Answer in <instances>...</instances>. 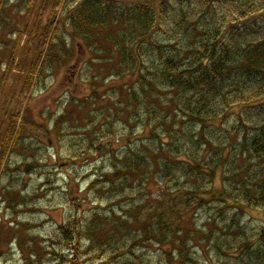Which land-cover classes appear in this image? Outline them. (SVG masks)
<instances>
[{"label":"trees","instance_id":"16d2710c","mask_svg":"<svg viewBox=\"0 0 264 264\" xmlns=\"http://www.w3.org/2000/svg\"><path fill=\"white\" fill-rule=\"evenodd\" d=\"M40 3L39 20L48 4L51 13L43 34L34 35L21 92L41 76L55 9L65 0ZM68 22L75 38L95 48L92 61L111 64L100 81L129 79L114 85L112 97L99 96L111 98L103 133L86 130L83 151L70 158V167L84 162L98 172L82 192L67 184L74 208L58 232L71 252L61 260L147 264L156 253L166 264L192 260L193 218L213 202L226 216L222 226L208 219L201 229L205 264L218 253L227 264H264V218L250 228L243 219L246 209L264 212V0H83ZM66 119L57 118L51 131ZM25 127L2 123L0 172ZM134 193L138 199L123 204Z\"/></svg>","mask_w":264,"mask_h":264},{"label":"rangeland","instance_id":"374dc122","mask_svg":"<svg viewBox=\"0 0 264 264\" xmlns=\"http://www.w3.org/2000/svg\"><path fill=\"white\" fill-rule=\"evenodd\" d=\"M82 1L65 0L63 6L55 9L56 23L48 36L53 39V47L43 49L44 69L41 76H32L27 92H21L22 80L34 52L33 38L43 34L51 5H47L40 20L41 0H6L0 7V127L10 120L23 121L26 126L19 142L9 150L6 168L0 172V264H70L59 257L71 251L65 249L58 232V225L74 208L67 202V184L72 182V188L82 192L94 178L92 173L98 172L96 166L84 162L76 163V168L70 167L73 166L70 158H73L72 153L83 151L81 143L86 142V130L92 127L103 133L106 116L111 110V98L99 96L105 93L112 97L114 85L129 79L124 77L114 81L109 77L104 83L100 81V74L106 72L104 75L109 76L111 64L107 62L102 66L97 60L92 61L95 48L72 35L68 19ZM96 39L104 45L101 35ZM95 78L99 80L93 83ZM88 97L90 103H85L84 99ZM88 114L93 115L92 120L87 118ZM61 116L67 117L62 130L51 131L53 123ZM227 127L231 129L232 124ZM241 132L238 129L237 135L230 136V143L240 137ZM156 188L153 182L148 185L150 192L156 193ZM134 195L123 204L138 199ZM18 196L24 200H17ZM216 206L211 202L195 214V240L198 242L190 250L192 260H178L174 264L206 263L207 254L200 250H207L208 242L204 241L201 229L208 219H214L222 226L221 219L226 216L217 211ZM246 212L249 217L243 219L247 228L258 227L264 212L256 209H246ZM190 218L187 216L186 220L189 219L188 225L193 227ZM37 249L39 256L35 253ZM208 249L212 255L213 248ZM226 261L218 253L212 255L210 262L227 264ZM82 264L105 263L91 258L83 260ZM147 264L166 263L164 257L156 253Z\"/></svg>","mask_w":264,"mask_h":264}]
</instances>
